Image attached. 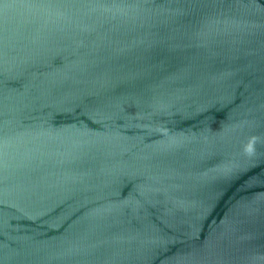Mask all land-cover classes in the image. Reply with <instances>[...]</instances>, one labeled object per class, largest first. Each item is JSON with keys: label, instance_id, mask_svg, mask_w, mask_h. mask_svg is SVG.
Instances as JSON below:
<instances>
[{"label": "water", "instance_id": "1", "mask_svg": "<svg viewBox=\"0 0 264 264\" xmlns=\"http://www.w3.org/2000/svg\"><path fill=\"white\" fill-rule=\"evenodd\" d=\"M0 264H264V0H0Z\"/></svg>", "mask_w": 264, "mask_h": 264}, {"label": "clouds", "instance_id": "2", "mask_svg": "<svg viewBox=\"0 0 264 264\" xmlns=\"http://www.w3.org/2000/svg\"><path fill=\"white\" fill-rule=\"evenodd\" d=\"M259 141L257 136H250L247 142L243 145V152L247 156H253L256 153V146Z\"/></svg>", "mask_w": 264, "mask_h": 264}]
</instances>
